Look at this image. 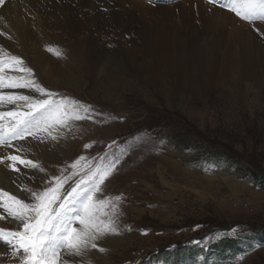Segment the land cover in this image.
I'll return each mask as SVG.
<instances>
[{
	"label": "rangeland",
	"instance_id": "obj_1",
	"mask_svg": "<svg viewBox=\"0 0 264 264\" xmlns=\"http://www.w3.org/2000/svg\"><path fill=\"white\" fill-rule=\"evenodd\" d=\"M135 12L157 31L159 22L166 25L167 34L155 36L151 47L172 48V13ZM122 46L135 49L131 42ZM63 48L64 63L71 62L83 86H58L48 80L35 65L40 56L33 49L25 50L32 63L24 57L26 67L41 86L59 94L57 99L68 97L90 105L91 119L69 122L66 142L72 145L66 143L67 152L61 156L49 151L55 160L51 165L38 162L45 169L42 181L59 175L80 156L86 158L82 164L90 162L92 167L102 156L105 163L118 158L105 192L125 195L115 217L119 234L98 241L106 251L93 250L84 264H170L173 258L179 264H216L222 262L221 248L238 243L234 237L243 244L251 241L252 248L237 262V251L230 249V262L264 264V71L226 70L211 47L201 44L179 50L184 66L198 64L208 76L201 90L181 88L180 76L152 59L146 60L147 74L129 87L122 83L110 87L99 85L89 69L84 43ZM71 171L67 168L65 175ZM42 181L29 188L43 190ZM7 218L0 221L1 228L19 231ZM117 236L125 238L123 249H116L115 241L112 244ZM196 243L205 249L193 246L185 254L170 249Z\"/></svg>",
	"mask_w": 264,
	"mask_h": 264
},
{
	"label": "bare ground",
	"instance_id": "obj_2",
	"mask_svg": "<svg viewBox=\"0 0 264 264\" xmlns=\"http://www.w3.org/2000/svg\"><path fill=\"white\" fill-rule=\"evenodd\" d=\"M138 10L172 13L173 26L169 27L172 48L151 47L155 36L167 34L166 25L159 22L157 31L153 24L136 16ZM177 12L181 14L176 16ZM197 13L200 21L195 17ZM130 42L135 49L122 46ZM79 43L87 46L85 60L98 84L103 86L122 83L129 87L135 79L147 74L146 60L152 59L158 66L165 64L168 72L177 73L181 88L201 90L208 76L201 72L198 64L186 67L179 59V50H193L201 44L211 47L226 70L244 71L243 74L264 71V23L250 24L211 0H4L0 4V46L22 58L25 66L24 57L31 63V56L25 50L36 51L40 57L35 65L58 86L80 87L85 83L80 74L70 68L71 62L64 63L63 55L44 51L43 46L55 44L53 48L62 51L64 44L76 46ZM105 43L115 44L119 49H109ZM20 90L15 91L27 93L25 89ZM66 129L60 127L53 132L58 136L56 140L28 136L12 141L11 147H0V157L14 154L51 165L55 160L51 159L49 151L55 153L54 156L67 152L65 146L70 141L66 142ZM7 163L10 161L0 164V188L18 198H26L23 186L29 188L45 178L44 172L38 169H25L17 162L20 172H16L9 169ZM5 215L8 216L0 209V221ZM7 220L20 230L14 219L8 216ZM0 229L3 228L0 226ZM114 241L116 249H123L124 237L113 238L112 244ZM105 243L108 245L111 240ZM0 264H19V260L12 258V249L3 243H0Z\"/></svg>",
	"mask_w": 264,
	"mask_h": 264
},
{
	"label": "snow or ice",
	"instance_id": "obj_3",
	"mask_svg": "<svg viewBox=\"0 0 264 264\" xmlns=\"http://www.w3.org/2000/svg\"><path fill=\"white\" fill-rule=\"evenodd\" d=\"M211 2L250 24L264 23V0ZM3 3L4 0H0V4ZM48 51L62 55L51 46ZM20 89L30 92L14 91ZM57 96L58 93L48 91L33 78L32 69L24 65L22 58L0 46V147H11L12 141L28 136L56 140L58 136L53 132L67 127L71 120L91 119L90 105L68 97L57 99ZM100 160L92 167L90 162L82 164L86 158L80 156L60 169L59 175L43 180V190L33 191L23 186L25 199L0 188V209L20 227L19 231L0 229V243L12 249V258L19 260V264H69L77 260L84 264L93 250L106 251L97 242L108 235L119 234L115 217L119 214L123 194L112 196L105 192L106 181L116 170L119 159L105 163L102 156ZM6 161H10L7 167L16 172H20L17 162L25 169L45 171L38 162L19 155L0 157V164ZM67 168L72 171L65 175Z\"/></svg>",
	"mask_w": 264,
	"mask_h": 264
},
{
	"label": "built area",
	"instance_id": "obj_4",
	"mask_svg": "<svg viewBox=\"0 0 264 264\" xmlns=\"http://www.w3.org/2000/svg\"><path fill=\"white\" fill-rule=\"evenodd\" d=\"M248 205V204H247Z\"/></svg>",
	"mask_w": 264,
	"mask_h": 264
}]
</instances>
